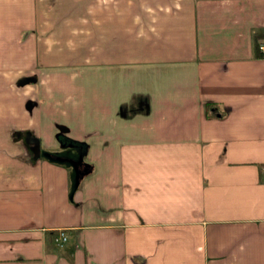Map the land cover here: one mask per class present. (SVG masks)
Returning a JSON list of instances; mask_svg holds the SVG:
<instances>
[{
    "label": "crops",
    "instance_id": "1",
    "mask_svg": "<svg viewBox=\"0 0 264 264\" xmlns=\"http://www.w3.org/2000/svg\"><path fill=\"white\" fill-rule=\"evenodd\" d=\"M263 39L264 0H0V264H264Z\"/></svg>",
    "mask_w": 264,
    "mask_h": 264
},
{
    "label": "rangeland",
    "instance_id": "2",
    "mask_svg": "<svg viewBox=\"0 0 264 264\" xmlns=\"http://www.w3.org/2000/svg\"><path fill=\"white\" fill-rule=\"evenodd\" d=\"M13 22V21H12ZM14 75H15V72H12L11 71V73H10V78L12 79L13 77H14ZM20 90V88H18V85H14V83H10V85H7V86H3V85H1L0 84V93H2V96H4L3 94H5L3 91H6V92H10L11 93V96H13L14 97V99H19L18 98V95H19V91ZM16 100H14V101H12V103H15V107L17 108L18 106L16 105V103L18 104V101H16ZM1 101L3 102V100H0V112H2V111H4V107L2 106V104H1ZM10 102V101H9ZM4 103V102H3ZM4 105V104H3ZM28 106V105H27ZM33 111H35L34 109H33ZM32 111V114L34 113ZM34 117L35 116H32V117H24L25 118V121H29V120H32L33 122H34ZM16 119V120H15ZM23 120V119H22ZM10 121L12 122V123H14V122H16V121H18V123L20 122L19 120H18V118H16V117H10ZM7 122V121H6ZM5 123V122H4ZM22 123V122H21ZM0 135H5L3 132L2 133H0ZM90 169L87 171V173L86 174H88V172L90 171V170H92V168H93V164L92 163H90ZM85 174V175H86ZM82 176H83V174H82ZM80 181V180H79ZM78 181V182H79ZM77 182V183H78Z\"/></svg>",
    "mask_w": 264,
    "mask_h": 264
},
{
    "label": "trees",
    "instance_id": "3",
    "mask_svg": "<svg viewBox=\"0 0 264 264\" xmlns=\"http://www.w3.org/2000/svg\"><path fill=\"white\" fill-rule=\"evenodd\" d=\"M75 169H76V176H75V182L77 183L78 180L81 178L82 174H86L87 171L90 169L89 167L91 166L89 163H85V166L82 167V160L80 159H75Z\"/></svg>",
    "mask_w": 264,
    "mask_h": 264
},
{
    "label": "built area",
    "instance_id": "4",
    "mask_svg": "<svg viewBox=\"0 0 264 264\" xmlns=\"http://www.w3.org/2000/svg\"><path fill=\"white\" fill-rule=\"evenodd\" d=\"M258 48L260 49L261 56L264 57V39L258 42ZM55 238H57L59 242L64 241L66 239V233L60 230Z\"/></svg>",
    "mask_w": 264,
    "mask_h": 264
}]
</instances>
